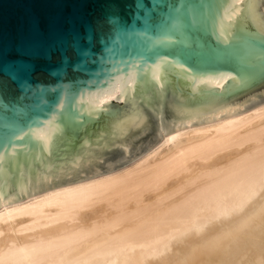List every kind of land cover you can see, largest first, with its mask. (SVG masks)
<instances>
[{"label":"water","instance_id":"water-1","mask_svg":"<svg viewBox=\"0 0 264 264\" xmlns=\"http://www.w3.org/2000/svg\"><path fill=\"white\" fill-rule=\"evenodd\" d=\"M264 103V0H0V207Z\"/></svg>","mask_w":264,"mask_h":264},{"label":"bare ground","instance_id":"bare-ground-1","mask_svg":"<svg viewBox=\"0 0 264 264\" xmlns=\"http://www.w3.org/2000/svg\"><path fill=\"white\" fill-rule=\"evenodd\" d=\"M157 144L1 206L0 264H264V103Z\"/></svg>","mask_w":264,"mask_h":264},{"label":"rangeland","instance_id":"rangeland-1","mask_svg":"<svg viewBox=\"0 0 264 264\" xmlns=\"http://www.w3.org/2000/svg\"><path fill=\"white\" fill-rule=\"evenodd\" d=\"M157 144V143H156ZM159 144V143H158ZM157 144V145H158ZM153 147H156L155 145L153 146ZM152 147V148H153ZM150 151H151V148L149 149ZM153 150V149H152ZM150 151H148V152H150ZM158 151H161V148L158 150ZM144 154H146V153H144ZM143 155V154H142ZM142 155L140 156V157H142ZM139 158V157H138ZM138 159H135L134 161H132V162H130V163H128L125 167H123V168H120V169H118V170H115V171H120V170H123V169H125V168H128L129 166H131L134 162H136ZM40 193H38V194H36V195H39Z\"/></svg>","mask_w":264,"mask_h":264}]
</instances>
